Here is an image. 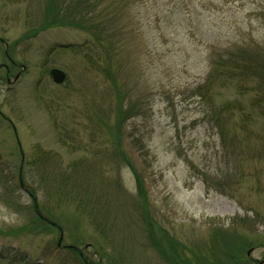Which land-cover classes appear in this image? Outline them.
<instances>
[{
	"label": "rangeland",
	"instance_id": "rangeland-1",
	"mask_svg": "<svg viewBox=\"0 0 264 264\" xmlns=\"http://www.w3.org/2000/svg\"><path fill=\"white\" fill-rule=\"evenodd\" d=\"M54 1L0 0V264H81L72 245L104 264H174L175 250L189 264H209L212 255L213 264L263 262V140L252 136L234 163L197 87L212 52L264 47V0H125L126 21L119 7L114 20L126 44L118 87L129 92L126 105L142 104L121 142L146 201L114 153L122 101L103 71L87 64L82 44L90 34L68 21L46 25L56 19V10L45 17ZM55 68L66 74L61 84ZM219 91L217 103L232 96ZM110 100L115 112L103 125L99 108ZM60 134L84 146L72 150ZM226 172L238 182L222 191L214 180ZM61 177L68 178L57 191ZM35 200L61 230L35 215Z\"/></svg>",
	"mask_w": 264,
	"mask_h": 264
},
{
	"label": "trees",
	"instance_id": "trees-1",
	"mask_svg": "<svg viewBox=\"0 0 264 264\" xmlns=\"http://www.w3.org/2000/svg\"><path fill=\"white\" fill-rule=\"evenodd\" d=\"M56 1V4L54 1L52 5L47 6L45 13V17L48 18L50 12L55 14L56 10V19L52 21L48 20L49 23L46 25H65L64 22L68 21L71 22L75 28L87 31L90 34V38H87L82 44V47L86 49L84 55L87 64H90V67L96 66L100 72L103 71L106 80L112 83L113 86H111V89L116 91L117 99L122 101L121 104L117 105L116 110L117 121L115 128L117 133L115 134V144L118 146L116 149L114 148V153H116V159L123 160L124 163L131 167L136 178L138 192L142 200L146 201L147 197L144 179L134 167L133 162L124 150L125 148H123L121 142L124 138L125 128H123V125L126 120L131 117L135 111H142V104H140L139 99L136 101L128 99L129 104L126 105L125 101L129 92L127 89L125 93L122 92V90L119 91L117 79L119 75L122 77L125 76V65H121L120 56L124 54L126 42L124 41V44L123 40L119 37L121 35L120 33H123L125 28L118 29L117 24L120 23V20L117 22L114 18L117 16L118 10L120 9L119 7H122L121 20L124 18V21H126L125 17L127 16L131 3L125 0H107V4L102 6V0ZM62 12L64 15H68H61ZM127 19L129 22L132 20L130 16H128ZM67 47H72V45ZM227 89H230L232 96L223 100L222 103H217V101H215V96L218 97V95H222L219 90ZM197 93L201 94L204 98L206 96V99H208L209 109L207 116L211 120L210 123L216 131L222 148L231 156L230 159H233L234 163L238 162L237 160H242V157L248 154L247 150H249L250 147L249 142L253 139L252 136H255L254 141L263 140L264 146V47L255 46V48L252 49L244 46L228 47L222 49L219 53L212 52L210 54L208 73L203 83L197 87ZM105 100L106 99H102V102ZM109 105L105 110H102L101 105L99 108L101 112L100 123L103 125H107V120H110V117L115 112V102L110 100ZM60 141L66 146L68 144V147L72 150L82 149V146H84L82 142L78 143L76 137L69 140V138L61 136ZM103 146H105V143H103L102 147ZM102 151L104 156H106V149ZM257 158L259 160H264V154ZM227 174L228 172L222 175L224 177L221 176L222 178L220 177L214 180L216 186L218 185V188H221L222 191H226L224 188L225 185L229 187L232 183L238 182L236 178L237 173L234 174L235 177L233 178H228L230 175L227 176ZM67 178L68 177L59 178L61 181L53 187H55L57 191L60 190ZM227 178L228 180L225 181ZM37 204L35 200V215L41 221H45L49 226L61 230L62 227L45 216L44 210L41 211ZM218 235L222 236L221 233H218ZM223 236L221 238L225 245ZM165 237L167 240L174 243L173 240L175 239L167 235V231L165 232ZM67 248L70 249L71 253L74 252L77 256V260L81 264H104L103 260L94 261L92 258L85 256L83 251L76 245ZM161 252L162 254L164 253L163 251ZM173 253L175 256L168 259L172 263L180 264L177 257L182 258L183 260L181 261L184 264H189L191 262L190 257L183 250L182 252L179 251V253L175 250ZM227 255L234 258L231 253ZM214 257L217 258V252L214 254ZM198 260L199 259H197V261ZM204 260L207 261V263L209 262V264L214 263L213 255L210 259ZM236 263L260 264L258 260H253L248 256L247 259L238 260Z\"/></svg>",
	"mask_w": 264,
	"mask_h": 264
},
{
	"label": "water",
	"instance_id": "water-1",
	"mask_svg": "<svg viewBox=\"0 0 264 264\" xmlns=\"http://www.w3.org/2000/svg\"><path fill=\"white\" fill-rule=\"evenodd\" d=\"M51 73V76L53 77L54 81L58 84H61L64 82L65 78H66V74L65 72H63L62 70L60 69H52L50 71ZM260 264H264V261L261 262Z\"/></svg>",
	"mask_w": 264,
	"mask_h": 264
}]
</instances>
